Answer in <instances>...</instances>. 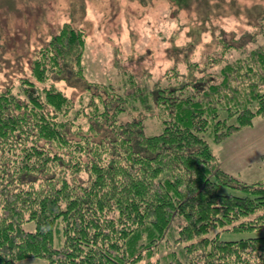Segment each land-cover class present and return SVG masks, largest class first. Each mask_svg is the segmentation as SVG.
<instances>
[{
	"label": "trees",
	"instance_id": "16d2710c",
	"mask_svg": "<svg viewBox=\"0 0 264 264\" xmlns=\"http://www.w3.org/2000/svg\"><path fill=\"white\" fill-rule=\"evenodd\" d=\"M84 39L64 23L17 91L0 90V264H264V178L223 172L208 142L264 116V48L140 94L144 109H163L147 135L118 120L134 93L90 84L76 108L55 87L67 71L82 78ZM235 234L248 236L222 239ZM163 242L165 263L152 260Z\"/></svg>",
	"mask_w": 264,
	"mask_h": 264
},
{
	"label": "rangeland",
	"instance_id": "374dc122",
	"mask_svg": "<svg viewBox=\"0 0 264 264\" xmlns=\"http://www.w3.org/2000/svg\"><path fill=\"white\" fill-rule=\"evenodd\" d=\"M64 23L85 34L82 78L67 71L55 87L76 108L90 84L110 85L117 95L134 93L125 97L118 120H140L147 135L161 131L163 109L153 104L144 109L140 94L217 76L225 64L264 48V0H0V90L17 91L34 53ZM208 142L223 172L245 183L264 178V116L220 143ZM21 226L35 230L30 221ZM171 249V242L161 243L152 260L159 256L165 263ZM15 264L47 261L26 258Z\"/></svg>",
	"mask_w": 264,
	"mask_h": 264
}]
</instances>
